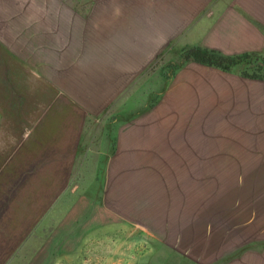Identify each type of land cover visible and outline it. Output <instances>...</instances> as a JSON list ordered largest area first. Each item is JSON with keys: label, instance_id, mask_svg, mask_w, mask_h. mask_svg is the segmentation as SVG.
Listing matches in <instances>:
<instances>
[{"label": "crops", "instance_id": "obj_1", "mask_svg": "<svg viewBox=\"0 0 264 264\" xmlns=\"http://www.w3.org/2000/svg\"><path fill=\"white\" fill-rule=\"evenodd\" d=\"M84 3L88 4V10L79 13H72L66 3L57 6L50 2L46 10H39L36 4L29 19L35 27L34 38L49 41L53 57H64L63 65L59 59L54 60L46 71L49 81L61 83L59 97L80 105H99L100 110L80 112L77 108L73 112L37 114L38 121H45L41 125H45L46 150L32 151V167L51 168L52 181L58 183L65 176L62 168L68 163L66 168L77 169L73 176L84 183V190L70 195L72 202L65 209L48 210L44 220L54 218V223L25 264H88L90 260L94 264H121L117 245L123 239L129 241L131 232L136 230L149 248L146 255L128 261L129 264H201L198 247L202 240H211L212 247L217 244L230 250L247 244L248 238L242 240L249 237L247 232L237 236L230 230H207L205 226L200 233L197 198L183 193L179 197L165 169L170 166L171 152L182 151L184 144H192L193 138L198 137L197 129L193 130L192 114L198 112L199 83H208V89L213 92L214 83L264 82L191 62L183 68L179 62L172 75L166 73V68L164 72L160 69L158 75L149 72L157 57L168 60L171 49L180 54L182 49L201 47L226 56L264 57V0H87ZM17 20L23 22L21 15ZM59 41L62 46L56 48ZM135 83H160L165 95L155 99L156 95L143 88L139 96L133 91ZM123 102L131 111L107 110L117 103L120 107ZM138 102L142 105L135 111ZM83 119L86 121L81 125L85 124L82 126L89 130L86 140L76 134V126ZM97 119L104 121L99 134H95ZM36 124L40 127L39 122ZM141 168L142 171L138 170ZM193 177H190L192 185L198 180V176ZM123 182L133 187L143 182L158 186L144 191L142 206L136 208L141 212L131 211L134 207L131 203L122 213L119 183ZM106 183L112 184L114 193L108 209L103 207ZM126 193L134 194L135 190ZM122 225L128 234L119 238ZM107 233L110 235L106 236ZM249 239L254 240L253 248L239 255H228L227 260L225 256L221 264H263L264 252L258 253V239ZM113 241L110 255L100 259L86 255L87 244L94 245L96 251L103 242ZM216 260L210 255L205 262L214 264Z\"/></svg>", "mask_w": 264, "mask_h": 264}, {"label": "rangeland", "instance_id": "obj_2", "mask_svg": "<svg viewBox=\"0 0 264 264\" xmlns=\"http://www.w3.org/2000/svg\"><path fill=\"white\" fill-rule=\"evenodd\" d=\"M85 1L0 2V264H25L54 223V218L48 222L44 220L48 210L51 207L65 209L72 202L70 195L84 190V183L73 176L77 169L66 168L68 163L64 164L62 173L64 171L65 176L58 183L52 181L51 168L32 167V151L36 153V149L46 150L45 125H41L45 121L36 119L38 112H73L79 108L80 112L97 113L100 109L99 105H80L76 101L59 97L62 95L58 87L61 83L56 85L49 81L46 71L51 69L54 60L59 59L63 65L64 57H53L51 43L34 38L35 27L29 19L36 4L39 10H46L45 6L50 2L57 6L66 3L72 13H79L88 10ZM16 14L21 15L23 22L17 20L19 15ZM56 44V48L62 46L60 41ZM169 53L167 61L162 56L150 64L151 75H158L159 70L164 69V72L165 68L166 73L174 74L170 65H178L181 53L173 49ZM185 65L187 62L180 67ZM262 68L264 65L260 62L251 60L231 72L247 80L264 82L259 80ZM243 84L214 83L212 92L208 89V83H199L198 112L192 114L193 130L197 129L198 137L193 138L192 144L183 145L184 149L179 151L181 155L179 152H171L168 160L172 167L165 169L179 197L183 193L197 198L200 233L206 226L207 230H230L237 236L247 232L249 235L242 239L244 242L248 238L247 244L233 250L220 248L217 244L212 247L211 240L200 241L198 251L201 264H206L205 260L210 255L217 258L214 264H221L225 256L227 260L228 255H239L243 250L253 248L254 240L249 238L258 239V253L264 252V83ZM143 88L156 95L155 99L165 95L160 83H135L133 91H137L140 96ZM125 104L123 102L119 107L117 103L115 105L118 108L112 105L107 110L113 113L131 111L126 109ZM140 105L141 102L135 104V111ZM194 116H197L196 120ZM85 121L79 120L80 125L76 126V134H81L84 140L89 135V130L84 128L86 125H81ZM97 121L95 134H99L104 123L100 119ZM36 122H39L40 127ZM180 157L183 159L181 165H178ZM138 170L142 171L143 168ZM180 175L189 179L183 180ZM191 176H198L197 183L193 182L192 185ZM135 185L119 183L120 212L125 213L131 203L135 207H131V211L141 212V209L136 208L142 206L144 191L152 188L155 190L158 183L143 182ZM112 190L111 183L103 185L104 208L108 209L112 203ZM128 190H135V195H127ZM58 196H65V199L57 201ZM127 230L124 225L120 226L119 238L127 235ZM114 243L103 242L102 247L96 251L94 245L91 247L87 244L86 255L90 258H104L110 255ZM118 246L119 259L123 260L121 264L141 259L149 248L142 241V234L138 230L131 232L129 241L123 239ZM88 264H94V260Z\"/></svg>", "mask_w": 264, "mask_h": 264}, {"label": "trees", "instance_id": "obj_3", "mask_svg": "<svg viewBox=\"0 0 264 264\" xmlns=\"http://www.w3.org/2000/svg\"><path fill=\"white\" fill-rule=\"evenodd\" d=\"M251 60L258 61L261 63V65H264V57L260 55L243 54L226 56L219 51L201 47L183 50L179 56V61L181 63L191 62L201 66L214 68L222 72H231L237 66ZM179 65L180 63H178V65L172 63L170 67H172L174 70H177L179 68ZM258 69H260V67H258ZM261 70L262 74L260 75L261 77H259V80H264V68H262ZM253 77L257 76L254 75Z\"/></svg>", "mask_w": 264, "mask_h": 264}]
</instances>
